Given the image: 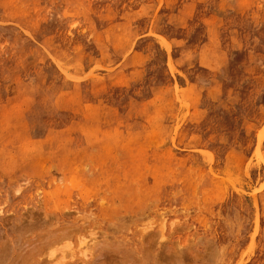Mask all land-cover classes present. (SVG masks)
I'll use <instances>...</instances> for the list:
<instances>
[{
  "label": "rangeland",
  "instance_id": "374dc122",
  "mask_svg": "<svg viewBox=\"0 0 264 264\" xmlns=\"http://www.w3.org/2000/svg\"><path fill=\"white\" fill-rule=\"evenodd\" d=\"M0 264H264V0H0Z\"/></svg>",
  "mask_w": 264,
  "mask_h": 264
},
{
  "label": "bare ground",
  "instance_id": "6f19581e",
  "mask_svg": "<svg viewBox=\"0 0 264 264\" xmlns=\"http://www.w3.org/2000/svg\"><path fill=\"white\" fill-rule=\"evenodd\" d=\"M93 246V245H92ZM107 246V245H106ZM97 247V246H96ZM95 248V247H94ZM109 260V259H108Z\"/></svg>",
  "mask_w": 264,
  "mask_h": 264
}]
</instances>
